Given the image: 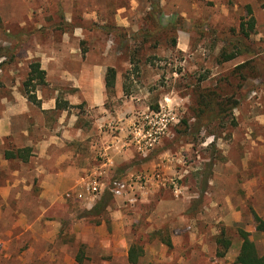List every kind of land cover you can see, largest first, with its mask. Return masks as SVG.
<instances>
[{"label": "crops", "instance_id": "crops-1", "mask_svg": "<svg viewBox=\"0 0 264 264\" xmlns=\"http://www.w3.org/2000/svg\"><path fill=\"white\" fill-rule=\"evenodd\" d=\"M79 35L76 29L72 36L65 33L59 42L46 47L36 44L35 51L15 49L8 67L0 66V264H131L132 243L124 214L111 210L106 193L91 196L82 191L86 178L102 175L101 180L107 182L112 174L128 177L131 154L129 148L122 149L128 141L123 138L128 122L121 115L120 131L112 135L101 129L92 133L74 112L81 104L94 110L104 108L106 98V66L83 59ZM33 60L45 71V83L35 88L39 106L28 101L20 80L27 76ZM66 86L69 93L61 97ZM58 97L72 109H56ZM97 122L93 127L100 125ZM262 141L251 131L233 132L230 142L220 144L222 156L208 173L186 164L188 143L165 160V149L150 161L147 151L141 152L142 158H137L147 185L136 218L141 233L149 236L140 245L149 257L147 263L237 264L240 230L264 254V229H257L264 225ZM25 147L30 148L26 159L4 156L5 150ZM98 153L104 155L100 162L96 161ZM150 162L156 173L146 172ZM172 178L179 182L180 197H165L164 182ZM76 206L86 209L87 218L74 213ZM93 206L102 210L98 221L93 220L99 219ZM187 224L191 231L175 233L174 225L184 229ZM228 229L236 239L227 238ZM221 234L230 245L217 255ZM167 248L171 251L165 256Z\"/></svg>", "mask_w": 264, "mask_h": 264}, {"label": "rangeland", "instance_id": "rangeland-1", "mask_svg": "<svg viewBox=\"0 0 264 264\" xmlns=\"http://www.w3.org/2000/svg\"><path fill=\"white\" fill-rule=\"evenodd\" d=\"M150 2L0 0V48L7 54L0 62L2 68L11 63L8 58L14 56L15 49L29 47L35 51L36 44L46 47L59 42L65 33L72 36L76 29L80 33L77 42L83 59L88 64L96 62L114 68V86L106 89L104 108L94 110L81 104L74 112L78 113L83 127H88L92 133L101 129L116 135L120 131L119 115L127 120L123 138L128 141L122 149L129 148L131 154L126 164L130 175L121 176L130 188L121 197H113L105 189L101 193L110 198L112 211L120 210L124 214L131 243L142 247L149 236L141 233L136 213L147 183L137 158H142V151L131 141L134 123L140 124L144 116L156 112L166 114L168 121L164 133L156 145L146 150V157L150 161L165 149V160L170 154L181 152L188 143L186 164L201 167L205 173L221 158L223 148L220 144L230 142L233 132L251 131L264 143V70L261 67L264 65V0H153L159 8L153 12V17H149ZM251 16L254 28L243 40L250 46L249 51L220 62L219 53L223 48L227 52L236 51L232 42L239 35V23ZM249 59L261 64L258 65L259 75L249 74L243 81L230 75L235 65ZM25 79L23 75L21 85ZM197 85L213 88L222 98L233 96L238 104L226 113L227 116L210 110L200 120L196 116L194 88ZM61 90V97L69 93L67 86ZM95 119L100 125L93 127ZM99 154L97 162L104 159V155ZM151 164L146 172L156 173ZM101 177L99 175L100 180ZM113 178L121 177L112 174L107 182H101L107 184ZM164 184L165 197L181 196L176 191L180 189L179 182L172 178ZM82 191L86 194L84 188ZM73 210L76 215L87 218L84 207L76 206ZM97 212L99 219L94 218V221L100 220L102 210ZM190 225L185 231L174 225L175 233L184 235L191 231ZM227 233V238L236 239L232 229ZM170 251L167 248L163 253L166 256ZM91 255L96 263V253ZM147 260V253L142 251L135 264H151Z\"/></svg>", "mask_w": 264, "mask_h": 264}, {"label": "trees", "instance_id": "trees-1", "mask_svg": "<svg viewBox=\"0 0 264 264\" xmlns=\"http://www.w3.org/2000/svg\"><path fill=\"white\" fill-rule=\"evenodd\" d=\"M159 9L158 6L151 0L150 2V12L149 17H153V12ZM152 11V12H151ZM254 18L251 16L248 20L240 21L239 23V35L236 38L235 42H232V45L236 49V51L227 52L224 48L219 53V61H228L236 56L247 53L249 51V45L243 42L244 39L248 38L253 31L254 28ZM4 48H0V57H7ZM2 51V52H1ZM12 56L10 55L9 58ZM258 65H261L259 62H255L252 59L245 60L237 65L230 71V75L238 77L240 80H246L248 75L258 74ZM262 69L264 70V65H261ZM261 74L260 76H262ZM114 79H115V70L113 67H107L104 77L105 87L106 89H111L114 86ZM45 83V71L41 69L40 63L38 60L31 61L29 63V71L27 73L26 79L23 81V93L31 103L38 105L40 104L39 100L35 94V87L37 85H43ZM196 93V116H199L201 120L205 113L213 110L217 112L219 115L223 114L225 116L226 113L232 108L236 107L238 104V100L234 99L233 96H226L222 98L216 90L213 88H201L197 85L194 88ZM73 107L69 105L67 101H62L59 97L56 100V109H69ZM232 123L234 124V120L232 118ZM30 153V148H19L15 150H5L4 156L6 158H15L20 157L26 159L28 154ZM91 209L96 211H100L101 209L96 208L93 206ZM253 217L255 221H259L258 216L253 212ZM258 230H263L264 225H257ZM240 237L242 239V243L239 249V253L235 259L237 264H264V254H259L256 246L253 241H251L248 237V233L240 230L239 232ZM166 245L169 247L171 246L168 240H162ZM217 243L221 247L217 251V255H222L229 247L230 241L226 240L222 237V234L219 238H217ZM83 247L81 246L76 259L78 262L81 261L82 254H83ZM142 254V247L136 243L130 245L128 250V261L131 264H135L138 261L139 256Z\"/></svg>", "mask_w": 264, "mask_h": 264}, {"label": "built area", "instance_id": "built-area-1", "mask_svg": "<svg viewBox=\"0 0 264 264\" xmlns=\"http://www.w3.org/2000/svg\"><path fill=\"white\" fill-rule=\"evenodd\" d=\"M165 116L166 114L164 113L156 112L150 116H144L145 120L142 123L133 124L131 131L133 137L131 141L134 142L141 151L150 149L158 143L167 125L168 119ZM83 185L86 193L91 196H96L105 189L109 191L113 197H121L123 194H126L128 188H130V184L122 178H113L109 183L105 184L101 182L99 178L90 177L86 178Z\"/></svg>", "mask_w": 264, "mask_h": 264}]
</instances>
